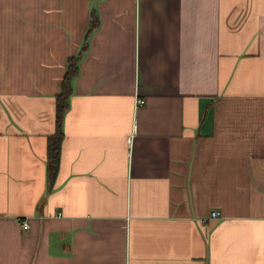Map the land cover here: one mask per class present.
<instances>
[{
  "label": "crops",
  "instance_id": "0c3cea01",
  "mask_svg": "<svg viewBox=\"0 0 264 264\" xmlns=\"http://www.w3.org/2000/svg\"><path fill=\"white\" fill-rule=\"evenodd\" d=\"M0 264H264V0H0Z\"/></svg>",
  "mask_w": 264,
  "mask_h": 264
},
{
  "label": "trees",
  "instance_id": "16d2710c",
  "mask_svg": "<svg viewBox=\"0 0 264 264\" xmlns=\"http://www.w3.org/2000/svg\"><path fill=\"white\" fill-rule=\"evenodd\" d=\"M98 18L94 11L84 35L83 43L76 53L67 58L66 67L59 83V90L55 95L54 130L47 136L45 171L47 190L52 187L59 164L61 142L63 138V121L66 110L69 107V97L73 92V79L79 71V61L83 52L88 47V37L98 25Z\"/></svg>",
  "mask_w": 264,
  "mask_h": 264
},
{
  "label": "built area",
  "instance_id": "2783aa9c",
  "mask_svg": "<svg viewBox=\"0 0 264 264\" xmlns=\"http://www.w3.org/2000/svg\"><path fill=\"white\" fill-rule=\"evenodd\" d=\"M145 99L141 97H136V103H143ZM219 215V211L213 210L211 212V217H217ZM20 224L23 230H27L29 227L28 221L26 218H20Z\"/></svg>",
  "mask_w": 264,
  "mask_h": 264
}]
</instances>
